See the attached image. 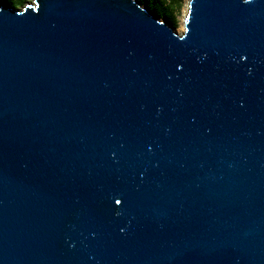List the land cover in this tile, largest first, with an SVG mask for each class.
Wrapping results in <instances>:
<instances>
[{
	"label": "water",
	"instance_id": "water-1",
	"mask_svg": "<svg viewBox=\"0 0 264 264\" xmlns=\"http://www.w3.org/2000/svg\"><path fill=\"white\" fill-rule=\"evenodd\" d=\"M0 264H264V0L0 2Z\"/></svg>",
	"mask_w": 264,
	"mask_h": 264
},
{
	"label": "trees",
	"instance_id": "trees-1",
	"mask_svg": "<svg viewBox=\"0 0 264 264\" xmlns=\"http://www.w3.org/2000/svg\"><path fill=\"white\" fill-rule=\"evenodd\" d=\"M24 0H4L7 4L13 6L18 5ZM142 4L151 9L157 15L164 17L166 21L170 22L174 27L177 26L178 20L176 17V11L182 6L184 0H139Z\"/></svg>",
	"mask_w": 264,
	"mask_h": 264
},
{
	"label": "rangeland",
	"instance_id": "rangeland-1",
	"mask_svg": "<svg viewBox=\"0 0 264 264\" xmlns=\"http://www.w3.org/2000/svg\"><path fill=\"white\" fill-rule=\"evenodd\" d=\"M33 0H24L23 2L19 3L18 5H16L15 7L18 9L23 8V6L28 3V2H32ZM168 1V0H167ZM187 1L188 0H184L182 2V6L180 7V9H178L176 11V17L178 20L177 26H175V30H177L178 32H182L184 30V17H185V11L187 8ZM0 2H4V0H0ZM144 4V3H143ZM161 20H166L164 17L159 16ZM168 22V21H167ZM170 24V22H168Z\"/></svg>",
	"mask_w": 264,
	"mask_h": 264
},
{
	"label": "bare ground",
	"instance_id": "bare-ground-1",
	"mask_svg": "<svg viewBox=\"0 0 264 264\" xmlns=\"http://www.w3.org/2000/svg\"><path fill=\"white\" fill-rule=\"evenodd\" d=\"M187 10H188V1H187V8H186V11H185V15H186V13H187Z\"/></svg>",
	"mask_w": 264,
	"mask_h": 264
}]
</instances>
